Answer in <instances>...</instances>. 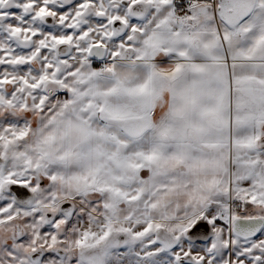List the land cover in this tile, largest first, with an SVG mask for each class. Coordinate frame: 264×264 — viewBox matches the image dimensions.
Listing matches in <instances>:
<instances>
[{"label": "snow or ice", "instance_id": "obj_1", "mask_svg": "<svg viewBox=\"0 0 264 264\" xmlns=\"http://www.w3.org/2000/svg\"><path fill=\"white\" fill-rule=\"evenodd\" d=\"M0 264H264V0H0Z\"/></svg>", "mask_w": 264, "mask_h": 264}]
</instances>
